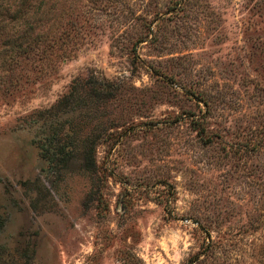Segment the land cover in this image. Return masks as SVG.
Wrapping results in <instances>:
<instances>
[{"label":"rangeland","instance_id":"374dc122","mask_svg":"<svg viewBox=\"0 0 264 264\" xmlns=\"http://www.w3.org/2000/svg\"><path fill=\"white\" fill-rule=\"evenodd\" d=\"M90 70L113 124L54 176L26 115ZM0 212L35 264H264V0H0Z\"/></svg>","mask_w":264,"mask_h":264},{"label":"trees","instance_id":"16d2710c","mask_svg":"<svg viewBox=\"0 0 264 264\" xmlns=\"http://www.w3.org/2000/svg\"><path fill=\"white\" fill-rule=\"evenodd\" d=\"M102 79L91 70L75 76L53 102L26 115L27 120L45 125L37 145L47 161L46 169L54 176L66 173L74 158L79 159L83 170L94 168L96 142L108 134L107 129L113 124L107 102L116 92L115 86ZM37 181L39 177L35 176L31 183L35 185ZM4 220L5 215L0 212V227ZM0 264H35L33 248L25 244L11 249L0 244Z\"/></svg>","mask_w":264,"mask_h":264}]
</instances>
